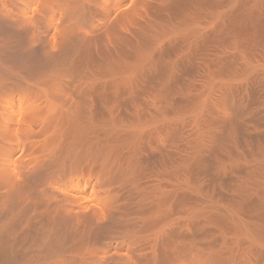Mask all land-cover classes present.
Instances as JSON below:
<instances>
[{
	"label": "bare ground",
	"instance_id": "obj_1",
	"mask_svg": "<svg viewBox=\"0 0 264 264\" xmlns=\"http://www.w3.org/2000/svg\"><path fill=\"white\" fill-rule=\"evenodd\" d=\"M0 264H264V0H0Z\"/></svg>",
	"mask_w": 264,
	"mask_h": 264
}]
</instances>
